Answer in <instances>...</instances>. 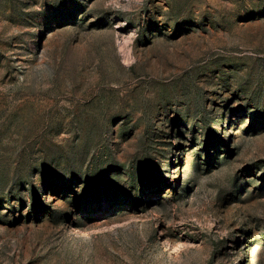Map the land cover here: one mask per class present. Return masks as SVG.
<instances>
[{
  "label": "rangeland",
  "instance_id": "obj_1",
  "mask_svg": "<svg viewBox=\"0 0 264 264\" xmlns=\"http://www.w3.org/2000/svg\"><path fill=\"white\" fill-rule=\"evenodd\" d=\"M0 264H264V0H0Z\"/></svg>",
  "mask_w": 264,
  "mask_h": 264
}]
</instances>
